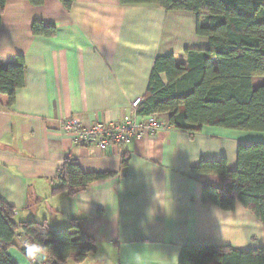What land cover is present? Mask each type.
<instances>
[{"label": "crops", "instance_id": "obj_1", "mask_svg": "<svg viewBox=\"0 0 264 264\" xmlns=\"http://www.w3.org/2000/svg\"><path fill=\"white\" fill-rule=\"evenodd\" d=\"M35 23L54 34L34 36ZM196 24L190 13L120 0H75L70 11L58 0L40 7L6 0L0 70L22 57L25 85L13 104L0 95V201L14 208L16 223L64 230L75 221L96 250L68 264H179L183 247L199 245L264 249V226L239 204L231 212L204 204L203 187L222 182L193 172L220 160L234 171L238 147L259 140L251 134L204 127L190 138L171 129L101 151L62 130L68 120L90 127L132 115L157 58L186 65V50L207 49ZM66 158L84 173L109 176L74 196L54 193ZM25 244L18 233L8 250L16 264H31Z\"/></svg>", "mask_w": 264, "mask_h": 264}, {"label": "trees", "instance_id": "obj_2", "mask_svg": "<svg viewBox=\"0 0 264 264\" xmlns=\"http://www.w3.org/2000/svg\"><path fill=\"white\" fill-rule=\"evenodd\" d=\"M40 7L46 0H26ZM70 11L75 0H58ZM121 5H154L166 12H185L197 19L196 34L206 38V50H186V65L173 58L154 62L143 103L137 114L164 116L169 126L189 135L204 127L264 133V0H120ZM6 0H0V25ZM202 20V21H201ZM34 36H52L54 30L33 24ZM161 75H165L163 83ZM263 83L254 87V79ZM25 85L22 57L0 70V95L13 104ZM123 158L122 167L126 166ZM237 167L229 171L225 160L202 161L193 172L215 176L221 188L205 185L202 202L231 212L236 205L264 226V143L237 149ZM109 174L84 173L70 158L57 171L53 192L74 196ZM15 210L0 201V264H16L8 250L18 233L48 264L82 263L95 252L94 243L76 225L53 230L45 223H16ZM179 264H264V249L239 251L210 245L186 246Z\"/></svg>", "mask_w": 264, "mask_h": 264}, {"label": "built area", "instance_id": "obj_3", "mask_svg": "<svg viewBox=\"0 0 264 264\" xmlns=\"http://www.w3.org/2000/svg\"><path fill=\"white\" fill-rule=\"evenodd\" d=\"M142 103V98L134 100L131 104L134 113L125 115L120 120L110 123L97 122L90 127H83L75 120H68L63 124L62 130L72 136L78 145L93 143L101 151H113L127 146L135 138L155 136L172 129L166 119L156 113L139 116L137 110ZM24 252L31 264H48L40 260V254L27 243L24 245Z\"/></svg>", "mask_w": 264, "mask_h": 264}, {"label": "rangeland", "instance_id": "obj_4", "mask_svg": "<svg viewBox=\"0 0 264 264\" xmlns=\"http://www.w3.org/2000/svg\"><path fill=\"white\" fill-rule=\"evenodd\" d=\"M255 81H259L260 82V84H262L263 83V80L262 79H260V78H258V79H256ZM257 85H256V83H255V85H254V87H256ZM236 132H238V131H236ZM241 133H246V134H251V136H254V138H257V139H259V140H257L256 142L257 143H262V141L264 140V133H256V132H241ZM256 136V137H255ZM254 138H252V139H254ZM259 141H261V142H259ZM253 143H255V142H253Z\"/></svg>", "mask_w": 264, "mask_h": 264}, {"label": "clouds", "instance_id": "obj_5", "mask_svg": "<svg viewBox=\"0 0 264 264\" xmlns=\"http://www.w3.org/2000/svg\"><path fill=\"white\" fill-rule=\"evenodd\" d=\"M216 176V175H215ZM215 176H213V177H215Z\"/></svg>", "mask_w": 264, "mask_h": 264}]
</instances>
